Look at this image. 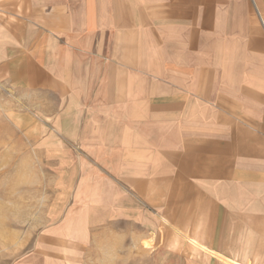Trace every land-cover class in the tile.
Returning <instances> with one entry per match:
<instances>
[{
  "label": "crops",
  "instance_id": "0c3cea01",
  "mask_svg": "<svg viewBox=\"0 0 264 264\" xmlns=\"http://www.w3.org/2000/svg\"><path fill=\"white\" fill-rule=\"evenodd\" d=\"M3 46L88 193L264 264V0H0Z\"/></svg>",
  "mask_w": 264,
  "mask_h": 264
},
{
  "label": "rangeland",
  "instance_id": "374dc122",
  "mask_svg": "<svg viewBox=\"0 0 264 264\" xmlns=\"http://www.w3.org/2000/svg\"><path fill=\"white\" fill-rule=\"evenodd\" d=\"M8 61L0 58V264H238L144 204L119 209L117 193H88L109 188L81 186L77 151L56 149L38 103L9 81Z\"/></svg>",
  "mask_w": 264,
  "mask_h": 264
}]
</instances>
